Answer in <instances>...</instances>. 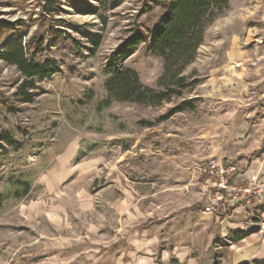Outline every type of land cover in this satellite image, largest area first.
Masks as SVG:
<instances>
[{
    "label": "rangeland",
    "instance_id": "374dc122",
    "mask_svg": "<svg viewBox=\"0 0 264 264\" xmlns=\"http://www.w3.org/2000/svg\"><path fill=\"white\" fill-rule=\"evenodd\" d=\"M54 1L47 14L46 0H0V50L42 36L37 60L61 70L23 103L20 74L0 60V264H169L188 247L197 264H222L228 240L197 215L204 198L190 168L236 142L240 123L264 126V0H230L207 26L183 73L195 85L160 105L108 107L107 58L131 31H151L171 0L114 10L108 0ZM122 66L157 90L162 61L148 42ZM198 222L203 234H190Z\"/></svg>",
    "mask_w": 264,
    "mask_h": 264
},
{
    "label": "trees",
    "instance_id": "16d2710c",
    "mask_svg": "<svg viewBox=\"0 0 264 264\" xmlns=\"http://www.w3.org/2000/svg\"><path fill=\"white\" fill-rule=\"evenodd\" d=\"M123 1L108 0V10L118 8ZM229 1L171 0L166 12L151 31L148 33L140 30L131 31L132 33L107 58L103 69L104 74L107 75L103 84L107 98L102 101L100 107H108L112 101L150 106L160 105L163 102H169L178 90L195 85L197 81L189 84L185 82L184 70L195 60L197 51L203 43L207 26L225 9ZM52 2L55 1L46 0L45 2L47 14L54 11L55 6ZM81 10L87 14H95L90 5ZM58 34L61 33L58 31L53 33L54 37L56 35L58 37ZM22 36L25 35L12 39L0 50V60L14 67L22 78L14 96L23 103H31L36 80H43L60 73L61 70L50 58L37 60L44 51L42 36L29 38L25 44H22ZM147 42L150 53L162 61V73L156 81L157 90L142 85L134 71L122 66V62L140 44ZM90 43L92 45L90 52L94 53L100 45V39L90 35ZM182 110H184L182 106L175 107L171 113ZM246 235V232L234 233L237 239H242ZM169 264L180 263L172 259ZM240 264H264V261H247Z\"/></svg>",
    "mask_w": 264,
    "mask_h": 264
},
{
    "label": "crops",
    "instance_id": "0c3cea01",
    "mask_svg": "<svg viewBox=\"0 0 264 264\" xmlns=\"http://www.w3.org/2000/svg\"><path fill=\"white\" fill-rule=\"evenodd\" d=\"M239 124L240 129L236 131L238 140L222 148H213V157H224L233 161L239 167V173L235 178L236 183H242L247 179L256 180L263 188L264 192V126L257 123L252 127ZM199 185V184H198ZM188 189V187H187ZM203 197V196H202ZM204 198L202 207L207 202ZM202 207L199 211H201ZM198 211L197 215L201 214ZM198 215V216H199ZM207 220L214 223L216 229L220 230V237L227 238L228 248L222 264H240L247 261H264V203L255 200L248 208H237L227 219L205 215ZM258 222H254V221ZM190 234H203L207 225L201 222L195 223ZM236 232H246L247 235L242 239L234 236ZM228 236V237H227ZM174 259L180 264H197L195 255H191V248L175 250ZM215 259V258H214ZM170 262V261H169ZM219 262L215 259L212 263Z\"/></svg>",
    "mask_w": 264,
    "mask_h": 264
},
{
    "label": "built area",
    "instance_id": "2783aa9c",
    "mask_svg": "<svg viewBox=\"0 0 264 264\" xmlns=\"http://www.w3.org/2000/svg\"><path fill=\"white\" fill-rule=\"evenodd\" d=\"M190 169L200 186V194L207 198L200 211L203 216L228 219L237 208H249L255 200L264 203L263 188L256 180L235 182L239 167L233 161L219 156L209 157L193 162Z\"/></svg>",
    "mask_w": 264,
    "mask_h": 264
}]
</instances>
